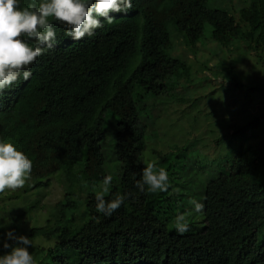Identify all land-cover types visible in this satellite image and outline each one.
Masks as SVG:
<instances>
[{
    "label": "trees",
    "instance_id": "16d2710c",
    "mask_svg": "<svg viewBox=\"0 0 264 264\" xmlns=\"http://www.w3.org/2000/svg\"><path fill=\"white\" fill-rule=\"evenodd\" d=\"M206 1L132 0L126 14L113 13L112 24L102 19V28L79 41L53 21L54 47L31 65L29 80L21 75L0 95V139L32 153L34 165L31 179L13 190L12 198L23 200L54 177L63 187L59 222L30 230V236L52 241L36 249L35 264H264V242L258 243L264 224V108L234 125L223 155L203 167L205 181L197 186V201L205 206L203 224L190 223L178 234L170 223L182 210L168 191L151 194L135 186L145 166L142 98L166 95L180 79L189 80L188 68L167 53L172 39L193 48L208 27V42L216 48L241 46L264 68V0H248L233 10L209 8ZM219 68L230 79L229 90L244 97L264 93L241 84L233 61ZM107 115L117 165L106 199L132 194L110 217L96 212L93 191L107 175L100 147ZM255 134L258 140L246 145ZM194 143L191 149L173 146L156 163L169 173V189L178 185L177 155L186 156ZM194 157L191 161L207 158L199 152ZM79 208L82 221L73 227L67 219ZM22 212L0 228V241L8 231L15 233Z\"/></svg>",
    "mask_w": 264,
    "mask_h": 264
},
{
    "label": "rangeland",
    "instance_id": "374dc122",
    "mask_svg": "<svg viewBox=\"0 0 264 264\" xmlns=\"http://www.w3.org/2000/svg\"><path fill=\"white\" fill-rule=\"evenodd\" d=\"M243 2L247 4L248 0H207L206 6L233 10ZM153 31L162 32L159 27H155ZM208 36L209 28L205 27L200 41L193 48L186 46L179 39H172L167 53L169 52L172 61L188 68L186 75L189 80L180 79L179 84L174 85L166 95L157 98H142L138 106L141 110V120L144 119V124H146V144L143 151L145 163L156 164L162 160L163 155L171 151L173 146L189 145L188 149H191L193 143L196 142L194 148L186 156L177 155L179 157L175 162L177 161V165L181 168L176 169L179 176L176 179L178 185L174 189H168L167 193L171 196L173 204L181 208L182 213L192 210L193 206L188 203L190 199L198 200L197 186L205 181L202 172L207 171V168L203 169V167L223 155V147L226 146L227 140L226 134L231 133L234 125L247 122L251 116L264 108L263 92L255 91L250 96L244 97L241 92L229 90L227 85L230 79H227L225 72L219 66H228L229 62L233 61V71L241 84L251 85L261 90H264V68L255 62L250 53L242 51L241 46H230L228 50H222L217 46L221 49L219 50L215 44L208 42ZM220 61L223 63L220 64ZM203 79L207 81L203 82ZM109 117L107 115L105 119ZM258 138L259 135L255 134L246 145L254 143ZM100 147L104 161L103 167L107 175L114 178L117 163L112 156L114 150L113 125L109 124V119L104 124V137ZM198 152L200 156L207 157L206 161H191ZM25 153L29 158L32 155L30 152ZM194 162L197 163L194 164ZM192 164L193 167H190ZM60 182L56 177L51 178L49 183L38 191L32 189L26 192L23 200L19 197L18 200L13 199L12 189H5L3 193H0V219L5 220L2 223L4 227H9L13 216L29 205V209L22 212L23 215L15 224L18 226L15 234L28 236L33 241V247H29L32 255L36 249L49 247L52 244L50 240L32 237V233L30 236V230L48 229L59 222L60 202L63 195ZM177 189H179L178 192ZM81 213V208L71 213L67 223L73 227L79 225L82 221ZM203 214L204 212L202 214L193 212L189 217L190 223L196 226L203 224ZM170 226L174 224L171 222ZM263 242L264 224L261 225L258 236V243Z\"/></svg>",
    "mask_w": 264,
    "mask_h": 264
},
{
    "label": "clouds",
    "instance_id": "9594fccd",
    "mask_svg": "<svg viewBox=\"0 0 264 264\" xmlns=\"http://www.w3.org/2000/svg\"><path fill=\"white\" fill-rule=\"evenodd\" d=\"M132 7V0H0V95L12 88L21 75L25 81L29 80L31 65L54 47L57 34L53 21L64 26L65 36L79 41L102 28V19L112 24L113 13L126 14ZM33 167L29 156L10 139H0V193L5 189L25 187L31 179ZM112 181L113 177L106 175L98 190L93 185L96 212L108 217L132 195L116 194L114 198L106 199L110 195ZM135 186L140 192H167L170 187L169 173L164 167L146 162L141 179ZM188 203L193 206L192 210L177 213L172 220L180 235L189 230V217L193 212L202 214L205 207L196 199H190ZM2 227L4 225L0 224ZM6 237L0 241L2 249L6 250L0 254V264H35L29 251L33 241L28 236L16 235L10 230Z\"/></svg>",
    "mask_w": 264,
    "mask_h": 264
}]
</instances>
